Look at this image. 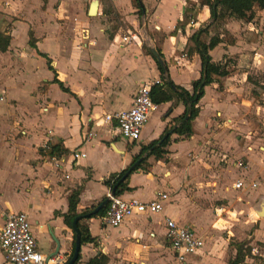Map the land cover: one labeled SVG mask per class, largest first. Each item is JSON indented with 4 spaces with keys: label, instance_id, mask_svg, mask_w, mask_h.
I'll list each match as a JSON object with an SVG mask.
<instances>
[{
    "label": "crops",
    "instance_id": "crops-1",
    "mask_svg": "<svg viewBox=\"0 0 264 264\" xmlns=\"http://www.w3.org/2000/svg\"><path fill=\"white\" fill-rule=\"evenodd\" d=\"M82 1L0 0V34L8 41L5 50L0 51V128L4 129L0 131V152L8 159L6 165L0 162V227L4 214L22 212L32 227L37 250L46 257L64 259L71 256L74 241L71 224L67 227L63 221L70 193L78 189L76 215L92 212L110 191L104 182L111 183L110 177L137 165L141 158L135 162L133 159L140 147L175 126V119L184 111L180 102L155 105L138 142L110 137L98 119L103 114L126 110L139 86L158 82L159 73L140 43L120 41L121 27L113 33L107 30L110 15L99 0L93 16L87 14L89 1L85 12L77 14L71 23L69 10L78 8ZM137 1L139 12L132 0L106 2L111 15L126 31L140 28L142 33L146 20L150 33L155 35L154 30L162 36L160 41L152 42L166 65L167 77L189 91L199 77V58L195 53L187 58L180 53L186 38L209 24L207 7H199L194 22L171 34L181 20L182 10L200 0ZM263 16L262 11L254 9L249 21L225 20L217 33L206 28L200 40L207 43L218 34L221 41L208 54L212 62L228 64L227 75L204 87L190 136L170 135L166 154L158 160L146 157L140 168L127 176L128 190L118 195L123 200L149 202L157 193H164L167 199L161 210L152 215H133L117 228L101 226L98 217L81 219L91 241L80 244L74 264H87L97 256H103L104 264H173L164 237L166 219L193 231L194 226L198 227L199 234L194 232L202 239L203 247L188 256L184 264H214L212 257H221L222 247L227 250L229 244L208 232L211 202L220 199L230 204V196L239 194L236 211L260 209L259 201L264 197V146H256L255 141L243 142L234 134L240 131L241 136L249 128L244 121L243 103L250 88L243 69L264 64ZM140 18L142 23L138 24ZM252 22L258 24L253 26ZM54 79L66 91L59 89ZM155 111V128L151 129ZM261 118L264 122V112ZM231 124L233 132L228 130ZM87 132L93 137L85 141ZM49 140L58 141L65 151L56 158L58 169L42 154ZM255 147L259 152L253 151ZM73 151L84 157L73 160ZM221 155L241 171L210 169ZM240 156L245 163L241 168L233 163ZM236 182L241 189L232 188ZM220 209L214 212H223V207ZM207 233L211 236L204 238ZM212 241L216 242L213 246ZM0 264H7L1 252Z\"/></svg>",
    "mask_w": 264,
    "mask_h": 264
},
{
    "label": "trees",
    "instance_id": "trees-1",
    "mask_svg": "<svg viewBox=\"0 0 264 264\" xmlns=\"http://www.w3.org/2000/svg\"><path fill=\"white\" fill-rule=\"evenodd\" d=\"M132 5L138 9V12L140 11V6L137 0H132ZM202 6L207 7L210 22L207 26L199 28L186 38L183 50L180 53V56L184 58L191 56L193 53H195L199 58V77L191 83V88L189 91L174 85L168 79L166 65L162 61V57L159 52L150 51L144 48L146 53L154 61L156 70L159 73V81L153 83L149 88V98L151 102L154 105H160L168 102L176 104L180 102L184 107V111L178 118L175 119V126L165 129L156 140L151 141L146 146L140 147L138 155H136L133 159V162H135L141 158L137 165H135L129 171L126 169L121 171L119 174L110 177L109 179H111V183H109V181L104 182V185H107L109 190L114 188L112 193L114 196H118L123 191L128 190L125 183L127 176L132 171L140 168V164L143 163L146 157H153L155 160H158L166 154L165 148L168 145L170 135L174 134L180 138H188L190 136L191 123L198 114L199 110L197 103L203 95L204 87L212 83H218L220 78L227 75L228 64H226V62L222 64L214 63L211 61L208 54L211 49L220 43L221 39L218 37V34L211 36L207 43H204L202 40H200L201 35L206 32V28L213 26L216 28H221L224 21L228 19L249 21L252 18L254 9L262 11L264 15V0H200L197 4L188 3L187 7L182 10L181 20L176 23L171 34L175 33L177 29H183L190 22H194L196 19V13L199 7ZM7 43V38L0 34L1 52L5 50ZM47 66L50 69L49 64H47ZM53 82L58 85L59 89L66 91L62 88L58 81L54 79ZM42 151V154L49 159L54 157L60 158L65 155V151L61 149L58 141L56 140H49L46 144V147ZM143 154H145V156L141 157ZM124 174L126 175L122 180H120ZM77 195L78 189H75L70 193L67 200V213L63 216V221L67 227H70L71 221L75 217L79 216V219L76 222V230L79 235V243L84 244L90 242L91 239L88 235L86 227L81 225V219L95 217L99 218L104 212L105 206L93 214L89 211L83 212L80 215H76L75 206L77 203ZM74 237L75 236L73 234V240ZM72 250L73 243L71 253ZM234 250V259L229 264H239L245 256V252L241 253L242 244H236ZM247 252L249 253L248 249ZM76 261L77 259L75 262ZM104 262L105 260L103 256H97L94 259L88 261L87 264H104Z\"/></svg>",
    "mask_w": 264,
    "mask_h": 264
},
{
    "label": "built area",
    "instance_id": "built-area-1",
    "mask_svg": "<svg viewBox=\"0 0 264 264\" xmlns=\"http://www.w3.org/2000/svg\"><path fill=\"white\" fill-rule=\"evenodd\" d=\"M140 34H130L121 37L123 43H140ZM150 85L139 86L132 96L126 110L103 114L98 123L107 128L111 138H120L128 143H136L140 139L141 130L146 123L150 112L155 105L149 98ZM93 137V133L85 134V141ZM73 160L83 158L81 152H71ZM55 167L59 168V159L51 158ZM67 178V176H64ZM233 189H240L241 184L236 182ZM167 199L164 193H157L153 200L140 202L131 198L123 200L108 191L104 212L98 218L101 226L117 228L125 219L133 215H149L158 213L161 204ZM165 241L176 264H184L188 256L197 254L203 247V241L189 226L177 225L171 220H164ZM0 252L7 264H64L67 259L61 256L46 257L36 247L32 227L27 216L22 212H8L4 214V221L0 227Z\"/></svg>",
    "mask_w": 264,
    "mask_h": 264
},
{
    "label": "rangeland",
    "instance_id": "rangeland-1",
    "mask_svg": "<svg viewBox=\"0 0 264 264\" xmlns=\"http://www.w3.org/2000/svg\"><path fill=\"white\" fill-rule=\"evenodd\" d=\"M92 0H83L82 3L77 7L70 8V15H71V23L75 22V16L77 14L84 13L87 7V3ZM100 3L105 7L107 10L108 18L106 19L108 25H106L107 30L110 32H115L116 29L118 30L119 27H121V31H123V34H121V37L124 35H130V34H140V44L143 46V48H148L152 51L159 52V49L157 48L156 43L152 42V40L160 41L162 36L159 35L158 32L152 30L155 32L154 34H151L146 25V20H144L145 27L142 29V33L140 32V28L136 29L135 31H126V29L122 26V24L119 25V21L114 19V16L111 15L112 12L109 10V5L106 2L107 0H99ZM53 9H55L56 5L53 3ZM93 17L90 19L92 20ZM89 20V19H87ZM89 20V22H90ZM88 22V23H89ZM109 23H112V29L109 27ZM142 23L141 18L139 19L138 24ZM251 23V22H250ZM253 23V22H252ZM258 24V22L253 23ZM88 24H85L84 26L87 27ZM114 29V30H113ZM210 31L213 33L214 31L217 33L220 28H216L215 26L209 28ZM254 30H257V27L254 28ZM223 35H226L224 31L220 30ZM111 33V34H112ZM121 33V32H120ZM220 33V34H221ZM20 37H24L21 35ZM120 37V39H121ZM25 38V37H24ZM224 40L227 42L229 41L228 36H225ZM122 41V40H120ZM20 42V40L18 41ZM162 57V56H161ZM243 70H246V80L249 85V91L248 93H245L244 103L246 112H244V121L246 124L249 125V128L244 133H241L240 131H236V135L238 139L242 140L243 142H256V146H264V122L261 118L262 112H264V64L261 67H257L254 69H248L244 68ZM241 73V70L239 71ZM259 107V109H255ZM256 111L258 115L256 114ZM154 118L151 129L155 128L156 123V114L157 111L153 112ZM230 128L229 131L233 132L232 124L229 125ZM2 127L0 128V131H3ZM255 152H259L258 147H255L253 149ZM18 158H21V156L18 154L16 155ZM223 155L219 156L217 158V163L213 164L210 169L213 171H222L226 170L228 171L232 165L227 163L226 158H222ZM17 159V158H16ZM7 158L4 157V155L0 152V162L3 163V165H6ZM10 160V159H9ZM234 164L239 165L238 167L241 168L245 165L244 163V157H236V159L233 160ZM12 164V163H11ZM9 164V165H11ZM146 166V165H145ZM201 168L203 166L200 165ZM13 169V167L11 168ZM10 169V170H11ZM235 172H240L241 170L233 168ZM12 171V170H11ZM231 171V172H233ZM17 173L16 171H13ZM18 174V173H17ZM233 179L232 181H234ZM239 180V179H238ZM241 189V188H240ZM4 195L8 196L7 189L4 188ZM241 194H243V189L241 190ZM239 195V194H238ZM236 194H233L230 196L231 203L227 204L225 201L222 202L220 199L213 200L209 206V210L211 212V222L208 223V232H211L213 234L217 235V240L220 239H226V244L228 245V248L223 246V255L221 257H212L215 259L214 264H229L234 259V247L236 244H242V252H245V256L243 257V260L239 264H264V219L255 218L253 215V211H236V201L239 199V196ZM241 199V198H240ZM239 199V200H240ZM235 205V206H234ZM223 207V212H221L220 208ZM220 209L214 212V209ZM216 214V215H215ZM210 217V214H209ZM213 217V218H212ZM221 221V223L216 222L217 220ZM194 231L199 234L198 227L194 226ZM254 232H258L257 235L254 234ZM211 236L208 233L204 235V238ZM215 239V240H216ZM229 239V240H228ZM214 240V241H215ZM211 246L215 245L216 242ZM247 249L249 250V253L247 252ZM217 258V259H216ZM175 264V263H173Z\"/></svg>",
    "mask_w": 264,
    "mask_h": 264
},
{
    "label": "water",
    "instance_id": "water-1",
    "mask_svg": "<svg viewBox=\"0 0 264 264\" xmlns=\"http://www.w3.org/2000/svg\"><path fill=\"white\" fill-rule=\"evenodd\" d=\"M96 5H97V1L96 0H92L89 4V7H88V11H87V14L89 16H93L95 14V11H96ZM125 176V175H124ZM124 176L121 177L120 180H122L124 178ZM113 190L114 188H112L110 190V194L113 193ZM106 202L107 200L104 199L102 202H100V204L94 208L92 210V214L93 213H96L100 208H102L103 206L106 205ZM260 204V203H259ZM260 208H261V205H260ZM79 219V216L75 217L72 222H71V229L72 231L74 232V241H73V250H72V254L71 256L65 261L64 264H73L75 262V260L77 259V256H78V252H79V247H80V243H79V235H78V232L76 230V222L78 221Z\"/></svg>",
    "mask_w": 264,
    "mask_h": 264
},
{
    "label": "bare ground",
    "instance_id": "bare-ground-1",
    "mask_svg": "<svg viewBox=\"0 0 264 264\" xmlns=\"http://www.w3.org/2000/svg\"><path fill=\"white\" fill-rule=\"evenodd\" d=\"M259 203L261 205V208L259 210H254L252 213L255 218L264 219V197L261 198ZM217 222L221 223L220 219Z\"/></svg>",
    "mask_w": 264,
    "mask_h": 264
}]
</instances>
